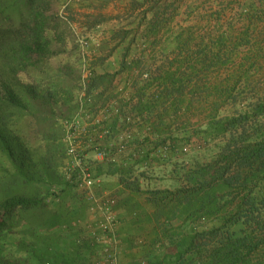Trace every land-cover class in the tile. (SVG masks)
<instances>
[{
	"label": "trees",
	"instance_id": "16d2710c",
	"mask_svg": "<svg viewBox=\"0 0 264 264\" xmlns=\"http://www.w3.org/2000/svg\"><path fill=\"white\" fill-rule=\"evenodd\" d=\"M59 8V0H0V264L41 262L44 238L61 236L57 229L75 219L63 203L49 209L36 186L43 184L36 167L48 170L60 120L72 111L71 90L78 77L69 66L50 63L65 52L67 24ZM244 35L240 46L249 42ZM214 59L221 61L219 54ZM22 73L28 83L20 80ZM183 76L176 81L185 82ZM112 78L96 75L87 93L108 85ZM166 80L174 83L170 76ZM164 92L152 93L147 101H160ZM252 109L210 121L206 134L223 138L222 144L208 161L190 166L185 183L175 189L143 192L125 171H110L121 174L120 184L128 191L120 200L125 210L143 214L139 197L150 209L153 228L140 242L147 254L144 264H256L254 256L264 249V132L250 122L264 114V101ZM152 111L149 102L147 113ZM140 160L135 163L144 166ZM201 221L219 225L197 231L194 225ZM173 222L177 227H172ZM238 225L242 229L235 235ZM163 240L165 251L156 255L153 248Z\"/></svg>",
	"mask_w": 264,
	"mask_h": 264
},
{
	"label": "rangeland",
	"instance_id": "374dc122",
	"mask_svg": "<svg viewBox=\"0 0 264 264\" xmlns=\"http://www.w3.org/2000/svg\"><path fill=\"white\" fill-rule=\"evenodd\" d=\"M59 1V15L71 26L67 24L65 52L53 57L50 63L52 66H69L78 77L71 90L72 111L69 117L60 120L61 131L54 142L55 153L46 166L48 170L44 172L43 167H36L37 174L43 179V184L36 186L38 196L45 200L49 209L54 211L63 203L73 214V223L65 224L70 232V223L77 224L74 221L80 222L89 216L85 214L88 206L85 197L66 177L70 160L64 142L66 122L74 116L78 99L83 94V77H88L84 105L92 109L93 92L87 93V87L93 78L99 72L100 75L109 74L112 65L120 58L141 61L138 49L146 47L147 99L152 93H166L160 101H147L153 106L151 114L147 113V163L141 161L143 166L128 162L121 169L143 192L175 189L185 183L184 173L190 166L208 161L222 144L223 138L206 134L210 121L252 112L256 103L264 101V0ZM243 34L245 39L247 35L249 42L240 46L237 43ZM77 39H85L88 46L82 49ZM233 47L237 48L233 50ZM217 54L220 62L214 59ZM103 65L105 68H101ZM167 76L172 77L174 83H168ZM179 76H183L185 82H177ZM20 80L28 83L23 73ZM162 83L168 89L159 86ZM225 90L228 91L223 93ZM250 125H259L264 132V114ZM96 143L94 148L81 149L95 181L94 191L98 197L107 194L115 199L112 193H107L105 186L113 187V181L117 179L110 174L117 165V155L114 156L115 162L100 161L94 155L95 149L99 146L102 150L109 149L104 148L101 141ZM42 145L45 149L46 146ZM137 155L136 159H142L143 152ZM138 200L144 203L143 197ZM117 221L119 224L118 218ZM171 225L177 227L178 223ZM218 225L217 221H207L194 225V228L197 231L210 230ZM152 228L153 225L149 233ZM241 229V225L236 226L234 234L238 235ZM139 240L144 241L139 236L133 241L141 252L138 261L147 262V254H143ZM165 244L167 242L163 240L159 246H154V253L162 255ZM253 261L264 264V249L254 256Z\"/></svg>",
	"mask_w": 264,
	"mask_h": 264
},
{
	"label": "crops",
	"instance_id": "0c3cea01",
	"mask_svg": "<svg viewBox=\"0 0 264 264\" xmlns=\"http://www.w3.org/2000/svg\"><path fill=\"white\" fill-rule=\"evenodd\" d=\"M87 1L110 2V0ZM143 48L138 49V56H140L138 59L141 61L132 60L130 57L126 60L120 58L115 61V64H111V71L108 73L113 75L112 81L106 86L101 85L92 90V109L87 108L86 105V108L91 112L106 104L114 105L118 109V114L112 115L103 123V129L100 130L101 138H96L99 142L101 141L104 148L118 144L119 135L126 127L124 118L126 115L131 117L130 133L132 138L126 149L127 153L118 154L117 165L113 166L114 170H120V172L123 165L129 164L128 162H136V158L139 157L138 151L143 152V158L140 161L147 163V49ZM101 68H105V65ZM142 70L145 72L144 74L141 72ZM98 74L100 75V72ZM111 84L112 88L110 89L109 85ZM149 92H151L150 89ZM111 175L117 179L113 181V187L108 185L105 187L107 193H112L117 201L116 208L113 209L119 219L117 230L120 240L121 264H135L138 262L141 252L137 250L133 241L138 236L146 241L152 227L147 214L149 212L148 205L139 201L142 206L141 210L144 211L143 214L125 210L120 200L127 196L128 191H125L120 184L121 174ZM85 214L89 215L87 212ZM92 219L93 217L89 215L85 216L78 224H72L71 221L70 232L68 231L69 227L64 224L57 229L61 236L57 235L49 239V235L46 236L47 238H44L43 243L40 244V250L43 251L42 260L37 262L33 259V264H67L72 261L80 264H94L98 261L100 255L97 247L90 240V229L88 228V223L92 222ZM67 233L70 235L67 236Z\"/></svg>",
	"mask_w": 264,
	"mask_h": 264
},
{
	"label": "built area",
	"instance_id": "2783aa9c",
	"mask_svg": "<svg viewBox=\"0 0 264 264\" xmlns=\"http://www.w3.org/2000/svg\"><path fill=\"white\" fill-rule=\"evenodd\" d=\"M65 21L66 18H63ZM67 24L69 22L67 21ZM73 30V29H72ZM79 46L83 49L88 46L85 39H77ZM91 74L89 73V76ZM87 75L83 77L82 85L85 89ZM83 94L78 99L76 112L71 120L67 121L66 126V156L70 160L66 177L76 189L85 197L88 206L86 212L93 217V221L88 223L90 229V240L98 249L100 258L94 264H121L120 261V240L118 237V221L113 211L114 198L107 194L98 197L94 191L95 181L91 175V169L86 165L84 151L82 148L93 147L99 142L96 138H101L100 130L103 123L112 115L118 114V109L114 105L106 104L96 109V113L89 111L84 105ZM126 127L119 135L118 144L115 148L102 150L95 149L94 155L102 162H115L116 155L127 149L131 138L130 123L131 117L126 115L124 118ZM82 142V143H81ZM113 149V150H112ZM79 222L77 221V224ZM76 224V223H75ZM144 264V262H142Z\"/></svg>",
	"mask_w": 264,
	"mask_h": 264
}]
</instances>
